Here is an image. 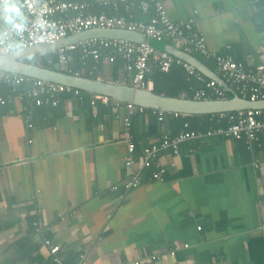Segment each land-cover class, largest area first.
Listing matches in <instances>:
<instances>
[{
	"label": "crops",
	"instance_id": "0c3cea01",
	"mask_svg": "<svg viewBox=\"0 0 264 264\" xmlns=\"http://www.w3.org/2000/svg\"><path fill=\"white\" fill-rule=\"evenodd\" d=\"M96 5L91 12L99 6L113 14ZM165 5L176 23L195 16L211 52L247 68L264 65L260 6L250 0ZM7 6L0 4L2 26L24 19L20 8L22 18ZM125 65L117 77L106 61L89 74L130 85L133 73ZM92 98L65 95L57 106L39 108L12 96L0 106V264H57L46 239L60 246L63 264H264V139L247 147L232 137H203L183 143L179 155L161 151L152 167L140 170L144 149L172 133L173 115H166L160 138L135 147L141 179L126 190V110L113 99L92 104ZM148 110L136 113L138 134L149 129ZM157 163L166 169L161 181L153 178Z\"/></svg>",
	"mask_w": 264,
	"mask_h": 264
},
{
	"label": "built area",
	"instance_id": "2783aa9c",
	"mask_svg": "<svg viewBox=\"0 0 264 264\" xmlns=\"http://www.w3.org/2000/svg\"><path fill=\"white\" fill-rule=\"evenodd\" d=\"M17 3L24 14V19L14 20L10 25L2 26L0 23V56L10 54L19 49H29L35 46L50 45L60 42L72 35L84 33L93 29H119L144 34L145 43H135L119 39L93 38L78 41L74 44L63 45L53 52L61 71L76 76L81 72L72 73L69 68L76 51H82V59L90 58L95 63L106 61L110 64L121 57L125 62L127 71L133 73L131 86L137 90L153 92L154 84L146 79L151 73V61L160 71L169 72L174 64L182 65L189 76L196 78L204 86L195 93V100L226 99L225 89L213 79L207 78L192 64L169 54L157 50L151 45L154 42H166L176 49L192 55H200L207 60H213L216 73L233 89L238 96L250 102L264 100V65L247 68L244 64L235 61L231 56L211 52L207 47L205 37L195 30V16L186 21L176 23L169 18L165 0H86L73 2L65 0H0L1 5ZM250 3L264 9V0H250ZM93 4L111 8L113 14L93 13L90 11ZM138 11L149 17L148 21H138L133 13ZM123 12V13H122ZM197 12L194 11V15ZM40 54L39 57H43ZM33 80L34 89L28 92L26 99L36 106L43 103L57 106L59 97L73 95L79 97L83 91L62 84L32 79L0 70V87L5 84L16 94L18 100L25 98L22 93L17 94L19 87ZM45 96L42 100L40 96ZM215 97V99H212ZM92 104L99 100L108 102L105 96L94 95ZM8 99L0 95V106L5 105ZM116 107L123 105L126 115L122 118L124 125L123 138L126 143L127 155L125 166L130 171V180L125 183L126 190L136 188L141 179L140 170L148 169L161 151H171L179 155L183 143L211 137L213 135L246 138L248 142L258 141L259 135L264 134V108L246 109L227 114L228 125L225 128L200 132L190 130L189 124L175 137L164 135L159 142H154L144 149V156L140 158V170H134L135 143L131 135V118L136 113H144L146 108L133 103L115 101ZM159 121L163 122L166 115L185 117V114L152 109ZM221 115L220 119H222ZM28 124V127H32ZM157 171L153 174L155 180H163L166 169L156 164ZM117 189V188H115ZM49 254L54 257L57 264H63L58 256L59 245H54L49 239L44 241Z\"/></svg>",
	"mask_w": 264,
	"mask_h": 264
},
{
	"label": "water",
	"instance_id": "95a60500",
	"mask_svg": "<svg viewBox=\"0 0 264 264\" xmlns=\"http://www.w3.org/2000/svg\"><path fill=\"white\" fill-rule=\"evenodd\" d=\"M93 38L119 39L135 43H145L147 41L146 36L138 32L119 29H93L72 35L54 44L19 49L10 54L2 55L0 56V70L32 79L62 84L92 95L105 96L121 103H133L146 109H157L185 115L222 114L239 110L264 108V100L250 102L249 100L241 98L230 89L220 75L198 57L176 49L166 42L151 41V45L157 50L166 51L192 64L207 78L216 80L226 91L232 92L233 97L230 99L215 100H195L190 99L188 95H184L183 97H169L158 95L148 90H137L128 84H117L97 78H87L65 73L61 71L58 63L55 65V69H50L23 60L25 56L38 54H43L46 59L51 60L53 58V52L59 47Z\"/></svg>",
	"mask_w": 264,
	"mask_h": 264
},
{
	"label": "trees",
	"instance_id": "16d2710c",
	"mask_svg": "<svg viewBox=\"0 0 264 264\" xmlns=\"http://www.w3.org/2000/svg\"><path fill=\"white\" fill-rule=\"evenodd\" d=\"M69 1V0H65ZM97 6V5H96ZM7 11L12 15H15L18 18H22L18 15L21 11L19 10V7L16 6L15 2L10 4V6H7ZM96 13H100L103 11L99 6L96 8ZM262 9V8H260ZM264 11V9H262ZM110 12L109 9L106 10V12ZM95 12V10H94ZM123 13V12H122ZM199 59L204 60V63L210 67L212 70H216V65L213 60H205L203 56L196 55ZM32 58V59H31ZM27 62L53 69L55 65L57 64L58 60L55 55H53V58L51 60L45 59L44 57H37V56H31L29 59L26 60ZM206 61V62H205ZM125 61L121 57H117L116 61L113 63L114 66V76L117 77L118 71L123 67ZM92 65L95 66V68L100 67V63H95L92 59H82V51H76L73 54V61L70 63L69 68L72 71V73L81 72L83 71V75L87 78H92L89 74V71L91 70ZM146 79H150L154 83V90L153 92L158 95H164L169 97H182L183 94L188 95L190 99H194L196 91L203 87L204 85L201 84L199 81L196 80V78L189 76L182 65L174 64L171 66V69L169 72H162L158 68H154L150 74L146 76ZM115 82V80H114ZM33 80L30 82H27L19 87L18 93H22L25 98L22 99V101H26V96L28 92L32 91L34 89ZM235 93V92H234ZM0 95L5 97L6 99H11L16 97V94L12 92L11 88L8 87V85H1L0 87ZM65 96L62 95L59 97V100ZM232 92L225 91V98L230 99L232 98ZM40 98L42 100L45 99V96L41 95ZM212 99H215L213 97ZM28 101V100H27ZM49 104L43 103L40 106L36 107H45ZM147 116L149 118V129L144 132L143 134H138L137 132V122L139 120L138 114L135 116H132L131 118V134L133 137V141L135 143V147L137 145L144 146L146 139L153 136H161L159 134L160 131V121L157 117V115L152 114V111L148 110L146 111ZM227 114L229 113H222V114H207V115H186L185 117H173L171 119V132L170 136L175 137L180 133L181 130L184 129V124L188 123L190 130L194 131H200V132H207L209 130H216L218 128H225L228 125L227 120ZM142 115V114H140ZM221 115H223L222 119H220ZM144 116V115H143ZM32 124V123H29ZM33 125V124H32ZM224 137V136H221ZM235 139V138H234ZM264 139V134L259 135L258 141L255 142H248L246 138L237 139L238 141H241L243 144H246L247 147L251 146V144L262 141ZM245 145V146H246ZM54 264V263H53Z\"/></svg>",
	"mask_w": 264,
	"mask_h": 264
},
{
	"label": "rangeland",
	"instance_id": "374dc122",
	"mask_svg": "<svg viewBox=\"0 0 264 264\" xmlns=\"http://www.w3.org/2000/svg\"><path fill=\"white\" fill-rule=\"evenodd\" d=\"M153 44H154V42H153Z\"/></svg>",
	"mask_w": 264,
	"mask_h": 264
}]
</instances>
